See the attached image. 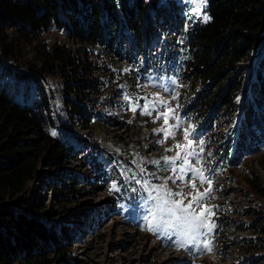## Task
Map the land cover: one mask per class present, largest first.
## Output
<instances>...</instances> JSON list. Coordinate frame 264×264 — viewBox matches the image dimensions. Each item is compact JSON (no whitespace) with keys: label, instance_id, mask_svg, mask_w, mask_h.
I'll list each match as a JSON object with an SVG mask.
<instances>
[{"label":"trees","instance_id":"16d2710c","mask_svg":"<svg viewBox=\"0 0 264 264\" xmlns=\"http://www.w3.org/2000/svg\"><path fill=\"white\" fill-rule=\"evenodd\" d=\"M168 5L161 0H0V264H89L69 256L76 240L74 228L51 222L54 211L40 219L42 205L34 193L28 195L44 171L56 170L62 172L57 190L76 192L77 177L65 176L69 159L80 158L83 165L89 161L92 174L101 168L98 158L89 154L87 139H80L87 148L84 153L52 135L59 118L46 88L51 78L61 79L75 96L67 104L69 118L72 123L82 121L85 128L94 118L81 104L88 98L86 91H105L108 86L100 75H109L110 84L116 74L112 67L118 68L124 51L137 65L150 40L159 31L168 32V50L185 56L183 83L200 89L199 99L187 106L190 114L200 117L206 129H215L221 126L222 112L213 108L220 101L222 117L235 106L241 108L232 163L264 143V0H207L208 21L187 29L182 45L177 33L186 20ZM52 32L81 49L51 43ZM27 48L34 54L32 61L20 53ZM103 56L107 60L100 66L98 59ZM120 78L136 88L133 73L122 72ZM238 112L226 121L229 127ZM110 120L114 128L130 129L115 117L108 116ZM102 178L101 174L84 178L95 195L106 190ZM248 179L256 195L264 198L261 179L253 172ZM52 187L53 193L56 187ZM116 205L113 202L101 212L107 218L116 213ZM256 217L260 220L248 226L254 236L248 246L263 250V243H254L260 239L256 235L264 236V215L257 212Z\"/></svg>","mask_w":264,"mask_h":264},{"label":"rangeland","instance_id":"374dc122","mask_svg":"<svg viewBox=\"0 0 264 264\" xmlns=\"http://www.w3.org/2000/svg\"><path fill=\"white\" fill-rule=\"evenodd\" d=\"M161 3L170 4V7L168 5L167 8L177 12L188 21V25H184L185 29H193L197 24L208 21V19L207 21L204 19L208 17L207 3L199 5L193 3L192 0H161ZM177 37L180 45L183 41L186 42V35L182 36L177 33ZM48 40L51 43L69 44L76 51L81 49L80 44H70L62 34L56 32H52ZM25 50L20 53L28 61H32L34 59L32 49ZM106 60L103 56L98 59V64H105ZM117 66L121 72H125L123 62H119ZM113 67L112 70L116 74L110 84L107 81L109 75H100L99 78V74H96L99 80L108 86L105 91L102 88H100L102 91L100 94L93 90L86 91L88 98L81 104L89 108L88 112L91 110L94 113V118L92 124L85 128L83 126L86 124L82 121L72 123L69 118L67 104L69 100H74L75 96L66 91L67 85L61 79H49L46 88L51 91L53 108L59 118V125L54 131L56 136L66 145L72 146L74 151L84 153L87 148L84 149L80 139L85 138L90 144L89 154L97 156L99 161L104 162L105 165L108 159L118 164V169H121V161L125 171L130 170V172L138 173L147 171L149 176L161 170V162L165 157H176L179 153L180 158L177 161L187 160L188 149L185 146L187 137L181 132L191 131L194 126L181 121L172 126L168 123V119L167 122L162 119V124H159L137 117L128 109L124 112L120 104L127 99L126 96H123L124 99H122V94L126 95L127 91L130 92L128 89L130 84L128 81L122 80L120 70L117 67L113 69ZM180 85L171 105L165 107V114L178 115L182 107L190 102L192 104L194 97L197 99L199 96V87L193 90L192 86L187 87L183 82ZM96 87L99 86L95 85ZM137 89L151 98L160 96L150 93L151 91L142 85H138ZM110 92L111 100L108 95ZM239 98L242 99L243 95ZM235 107L233 110H228L227 117H222L224 109L220 101L219 105L217 104L213 108L220 114L222 112L221 126L223 128L215 131L218 138L214 141L213 136H207L201 140L205 142V146L199 143L193 147L198 150L201 148L207 150L208 144L213 145L210 157L212 158L216 153L215 150L219 148L222 138L227 136L229 125L226 124V121H229L233 116L236 117L235 113L240 109V106ZM108 115L116 116L120 121H124L128 127L130 126V129L127 131L125 128L124 132V128H114L113 124L108 121ZM210 115L211 113L207 118ZM195 122L200 124V122ZM158 129H164V131H157ZM190 144L193 142L188 145ZM210 160L209 163H212ZM125 163L130 167L126 168ZM226 164L223 169H213L211 174L205 176L207 179L200 180L195 188L192 185L185 186L183 184L174 188L173 175H166V173L162 174L161 180L159 176L156 184L159 191L167 195L168 190L172 193H183V197H175L178 200L183 199L185 205L189 201H193L196 213H202V218L205 219L207 225L214 226L211 232L208 231V227L199 229L200 234L198 235V241L211 243V252L206 249L197 251L192 244L187 243L190 238L186 236L181 238L184 239V242L179 239V242L185 246L178 247L177 244H173L175 237L179 234L188 233L186 229L190 230L191 236L197 235L187 224L176 219L172 223L162 221V224L159 225V223L156 224L152 213L145 216L143 222L128 221L125 217H119L114 212L107 218L100 216L101 210H109L112 197L106 192L93 194L94 191L86 185V179H84L93 174L88 167L89 163L83 165L80 158L78 160L69 159L64 170L66 171L65 176L73 173L77 177L76 192L64 188L62 192L57 190L60 186V183H57V177L62 172L56 170L51 173L44 171L38 182L31 184L28 195L31 196L34 193L37 202L42 205L40 219L45 220L43 214L54 211L56 215L50 220L51 222L74 228L76 240L69 256L89 264H264V249L257 250V247L248 246L249 239L254 237L248 226L260 220L256 217L257 212L264 215V198L256 195L248 183V174L253 172L264 185V143L259 147V150L248 152L235 165L229 163L228 160ZM208 180H211L210 184ZM91 181L93 180L91 179ZM53 184L56 190L52 193ZM108 185L112 188V182L109 181ZM162 185L166 187L161 189L159 186ZM209 188L211 191L206 196L198 197V192L204 193ZM189 193L191 195H188ZM193 197L199 199V207ZM139 203L146 208L149 203L148 198L144 196L142 200L139 199ZM47 222L51 225V222ZM151 228L157 230H150ZM256 236L260 239L255 241L254 246L264 244L261 241H264V236ZM251 248L255 250H251ZM60 260L63 258L61 257Z\"/></svg>","mask_w":264,"mask_h":264},{"label":"snow or ice","instance_id":"6c2138e0","mask_svg":"<svg viewBox=\"0 0 264 264\" xmlns=\"http://www.w3.org/2000/svg\"><path fill=\"white\" fill-rule=\"evenodd\" d=\"M193 3L199 4V5H205L207 3V0H192ZM205 21H207V19H209L208 17L204 18ZM135 110V109H133ZM165 122H167V118H165ZM157 131H164V129H158ZM52 135H56L55 132L52 133ZM162 143V141H161ZM201 144H203V141H200ZM177 147H180V145H177ZM194 152H188L187 155H194ZM180 155L179 153H177L176 157H165V160H169L174 162L175 160L179 159ZM175 170V169H173ZM198 174H201L202 179H207L206 177L202 176V173L200 172V169H196L195 170ZM208 183H211V180H208ZM161 189L165 188L166 186L162 185L159 186ZM192 187L195 188L196 185L195 183L192 184ZM113 189L115 190H119L116 185L112 186ZM211 189H207L204 193H199L198 192V197L199 198H203L204 196L207 195L208 192H210ZM168 195L169 196H181L183 197L184 194L181 192H176V193H172L170 190H168ZM188 195H191V193H189ZM193 200L196 201V205L197 207L200 206L199 204V199L197 197H193ZM165 204H171L172 207L168 208L167 211L169 213H172L173 216L175 217V219L177 221H181L183 224H187L194 232L197 233V235H192L191 238L187 241L188 244H192L197 251H200L202 249H206L207 251L211 252L212 248H211V243L210 242H202V241H198V235L199 233V229L204 228V227H208V231L211 232L212 231V227L214 226H208L205 219L202 218V213L201 214H197L195 211V208H193V201H189L188 204H184L183 203V199L181 200H165L164 201ZM179 211V213H182V215H178L177 212ZM150 230H157L155 228H151ZM184 235H187V233H183ZM171 238V237H170ZM177 246H185L184 244L180 243L179 241L177 242Z\"/></svg>","mask_w":264,"mask_h":264},{"label":"bare ground","instance_id":"6f19581e","mask_svg":"<svg viewBox=\"0 0 264 264\" xmlns=\"http://www.w3.org/2000/svg\"><path fill=\"white\" fill-rule=\"evenodd\" d=\"M169 63L168 60H161L160 66L162 67V70H164L168 75L170 74V71L167 69V64ZM124 96V93L122 94V97ZM188 104L186 105V108L188 109ZM194 116V115H192ZM195 117V116H194Z\"/></svg>","mask_w":264,"mask_h":264},{"label":"built area","instance_id":"2783aa9c","mask_svg":"<svg viewBox=\"0 0 264 264\" xmlns=\"http://www.w3.org/2000/svg\"><path fill=\"white\" fill-rule=\"evenodd\" d=\"M173 198H174V199H177L174 195H173Z\"/></svg>","mask_w":264,"mask_h":264}]
</instances>
